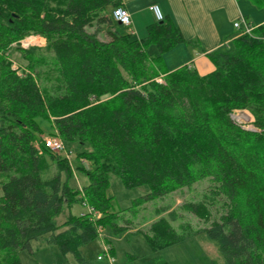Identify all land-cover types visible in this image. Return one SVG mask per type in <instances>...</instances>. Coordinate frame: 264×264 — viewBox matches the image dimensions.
<instances>
[{
    "label": "trees",
    "instance_id": "16d2710c",
    "mask_svg": "<svg viewBox=\"0 0 264 264\" xmlns=\"http://www.w3.org/2000/svg\"><path fill=\"white\" fill-rule=\"evenodd\" d=\"M59 1L0 0V264H22L20 253L45 236L87 264L82 248L103 228L120 235L129 225L112 212V175L127 189L148 187L133 206L209 182L202 200L183 205L205 225L178 233L158 220L143 232L153 252L196 238L213 242L223 264H264V25L208 53L210 73L170 72L164 55L187 43L170 17L137 39L113 20L117 2ZM248 1L264 11V0ZM29 36L43 38L52 58L23 50L29 65L15 68L3 55ZM236 111L253 116L254 131L233 120ZM38 117L63 142L88 146L77 156L90 163L80 169L87 186L71 187V162L45 148ZM76 203L90 211L59 225L64 205Z\"/></svg>",
    "mask_w": 264,
    "mask_h": 264
},
{
    "label": "rangeland",
    "instance_id": "374dc122",
    "mask_svg": "<svg viewBox=\"0 0 264 264\" xmlns=\"http://www.w3.org/2000/svg\"><path fill=\"white\" fill-rule=\"evenodd\" d=\"M51 6L58 8L60 1L51 0ZM122 33L127 34L128 28L119 25ZM90 32L93 29H89ZM103 39V36L101 37ZM45 43V45H44ZM46 41L39 36H29L20 44H13L6 52L4 57L9 59L10 63L17 68L21 63L29 65L23 54V50L36 48L39 51L35 57L47 58L50 62L52 56L46 51ZM155 50L154 48H152ZM45 67L40 68L41 73H45ZM163 82L162 78L157 80ZM51 83L43 81L42 86H50ZM244 112V113H242ZM233 120L241 125L244 129L254 131V118L247 111H236ZM36 123L43 131L41 139L57 137L51 122L44 118H36ZM59 138V137H57ZM60 139V138H59ZM42 140V141H43ZM61 140V139H60ZM62 141V140H61ZM63 142V141H62ZM66 148L65 153H58L61 157L68 159L74 169V178L70 181V185L78 188L89 184L88 177L83 174L81 167L90 168V163L78 159V154L88 151L87 145H80L78 141L71 143L63 142ZM53 153V152H52ZM209 188V182L203 181L197 183L191 190L184 189L173 193L164 199L149 202L143 206H133L134 201L146 195L149 192L147 186L135 189H127L120 178L115 175L111 176V184L108 195L113 200L112 212L124 214L125 220L129 222L127 226L121 222V226H127V231L120 235H115L112 228L107 226L101 230L100 237L94 242L82 248V253L87 264H142L146 259L162 256L169 264H223V258L217 246L210 241H199L192 238L180 244L168 247L158 252H153L145 237L144 233L148 232L151 225L160 219H166L170 225L180 233L181 225L189 223L194 229L202 228L205 224L193 214L185 211L183 205L190 201L198 202L202 200L203 194ZM2 193L0 192V196ZM134 207V208H133ZM83 211V212H82ZM90 210L88 207L76 203L70 209L64 205L62 212L57 216L56 221L60 225L66 221L67 216L71 213L74 216L86 214ZM171 213H176L177 218L172 220ZM220 212H214V217L219 218ZM99 218V215L97 216ZM137 231L142 233H136ZM144 232V233H143ZM47 236L38 241L32 242V252L22 251L19 255L22 264H79L73 255L69 254L64 257L57 247L50 246L47 243ZM110 249V256L114 259L111 262L106 255V249ZM114 257H113V255ZM136 256L137 258H132ZM101 257V259H99ZM216 262V263H215Z\"/></svg>",
    "mask_w": 264,
    "mask_h": 264
},
{
    "label": "crops",
    "instance_id": "0c3cea01",
    "mask_svg": "<svg viewBox=\"0 0 264 264\" xmlns=\"http://www.w3.org/2000/svg\"><path fill=\"white\" fill-rule=\"evenodd\" d=\"M112 1L119 3L130 13L132 24L127 27V34H132L137 39L144 38L147 27L156 22L150 10L153 5L159 6L163 16L170 17L175 22L187 43L176 46L164 55L165 66L170 72L188 66L200 75H206L213 70L207 54L231 45L239 35L234 27L235 23L239 22L242 26L244 23L264 25V11L248 0ZM152 48L151 52H155L156 48ZM85 186L87 185L76 189Z\"/></svg>",
    "mask_w": 264,
    "mask_h": 264
},
{
    "label": "built area",
    "instance_id": "2783aa9c",
    "mask_svg": "<svg viewBox=\"0 0 264 264\" xmlns=\"http://www.w3.org/2000/svg\"><path fill=\"white\" fill-rule=\"evenodd\" d=\"M151 12L153 13L156 22H162L164 20V16L162 14L161 9L159 8V6L157 5H153L150 8ZM112 17L113 20L121 26H125V27H130L132 24V19H131V15L130 13L123 7H117L112 11ZM234 27L239 31V33L241 34H246V35H250L252 32V26L250 24H246L244 23V25L242 26L241 23H235ZM43 145L45 146V148L49 149L51 152L53 153H65L66 157H68V153H66V148L64 143L57 137H51V138H46L42 141ZM69 159V157H68ZM107 248V246H105V249ZM106 255L110 258V260L113 261L112 256H110V249H106ZM99 259H101V257H99Z\"/></svg>",
    "mask_w": 264,
    "mask_h": 264
},
{
    "label": "water",
    "instance_id": "95a60500",
    "mask_svg": "<svg viewBox=\"0 0 264 264\" xmlns=\"http://www.w3.org/2000/svg\"><path fill=\"white\" fill-rule=\"evenodd\" d=\"M242 113H244V112H242ZM231 117H232V118H234L235 116H234V115H232Z\"/></svg>",
    "mask_w": 264,
    "mask_h": 264
}]
</instances>
